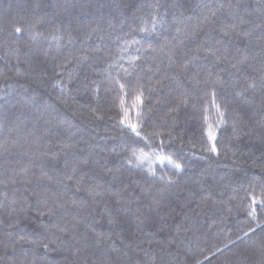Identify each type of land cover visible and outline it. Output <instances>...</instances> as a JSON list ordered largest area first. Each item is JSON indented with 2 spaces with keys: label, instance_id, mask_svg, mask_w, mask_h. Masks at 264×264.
Segmentation results:
<instances>
[{
  "label": "trees",
  "instance_id": "obj_1",
  "mask_svg": "<svg viewBox=\"0 0 264 264\" xmlns=\"http://www.w3.org/2000/svg\"><path fill=\"white\" fill-rule=\"evenodd\" d=\"M0 264H264V0H0Z\"/></svg>",
  "mask_w": 264,
  "mask_h": 264
},
{
  "label": "snow or ice",
  "instance_id": "obj_2",
  "mask_svg": "<svg viewBox=\"0 0 264 264\" xmlns=\"http://www.w3.org/2000/svg\"><path fill=\"white\" fill-rule=\"evenodd\" d=\"M16 31L19 32L20 29L17 28ZM249 87H251V85H249ZM129 127L132 129L133 132H136V127L134 125H129ZM137 135H138V133H137ZM160 159L163 161L164 157H161ZM176 167L179 168L180 166L179 165H176ZM253 203H255V200H253Z\"/></svg>",
  "mask_w": 264,
  "mask_h": 264
}]
</instances>
